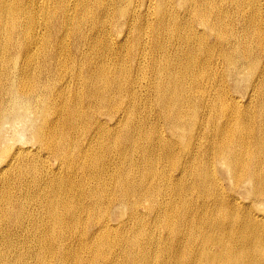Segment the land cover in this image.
Instances as JSON below:
<instances>
[{"label": "bare ground", "instance_id": "bare-ground-1", "mask_svg": "<svg viewBox=\"0 0 264 264\" xmlns=\"http://www.w3.org/2000/svg\"><path fill=\"white\" fill-rule=\"evenodd\" d=\"M0 264H264V0H0Z\"/></svg>", "mask_w": 264, "mask_h": 264}, {"label": "rangeland", "instance_id": "rangeland-1", "mask_svg": "<svg viewBox=\"0 0 264 264\" xmlns=\"http://www.w3.org/2000/svg\"><path fill=\"white\" fill-rule=\"evenodd\" d=\"M178 5V4H176ZM176 20H180V18H176ZM179 24V23H178ZM129 45V44H128ZM251 68L249 69H246L247 71H249ZM252 72L255 71L254 69L251 70ZM243 72V71H242ZM240 72V73H242ZM246 72V71H244ZM241 75V74H240ZM239 75V76H240ZM247 75V74H246ZM247 80H244L242 81V84H245ZM226 84L229 86V89L231 90V92H234V86H233V81L232 80H229L227 78V81H226ZM240 98H243V96H240ZM251 106H250V111L251 112V115H253L255 112H257L258 110V107H255L257 106V99H254L252 102H251ZM245 110V107H239V111H244ZM24 122H22L23 124ZM21 123H19V128H20V125ZM19 133H21V130H18ZM16 134V132H15ZM7 136H10L12 137L13 136V132L12 131H9ZM221 177V187L225 190V195L224 196H227V197H230L232 194H234L233 192H231L230 188H229V183H228V180H227V175L225 174V172L223 171V173L220 175ZM236 197H238L239 200H242V201H248L249 199L246 197L245 194H242V195H237V194H234Z\"/></svg>", "mask_w": 264, "mask_h": 264}]
</instances>
